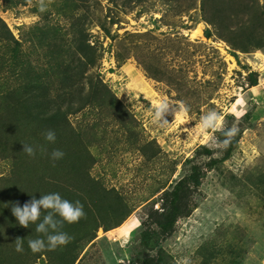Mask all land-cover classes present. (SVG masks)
<instances>
[{
  "label": "rangeland",
  "instance_id": "374dc122",
  "mask_svg": "<svg viewBox=\"0 0 264 264\" xmlns=\"http://www.w3.org/2000/svg\"><path fill=\"white\" fill-rule=\"evenodd\" d=\"M161 99L163 127L150 111ZM210 110L220 125L199 134ZM196 165L171 230L143 246L141 231L174 217L173 187ZM50 192L86 216L63 225L69 244L32 253L41 234L11 209ZM149 256L264 264V0H0V264Z\"/></svg>",
  "mask_w": 264,
  "mask_h": 264
},
{
  "label": "clouds",
  "instance_id": "9594fccd",
  "mask_svg": "<svg viewBox=\"0 0 264 264\" xmlns=\"http://www.w3.org/2000/svg\"><path fill=\"white\" fill-rule=\"evenodd\" d=\"M167 100L161 99L156 103L151 111L153 123H159L161 127L167 123V120L162 119L164 114L169 110ZM189 107L186 104L181 105V113L187 115ZM221 117L215 110H210L200 117L199 134H207L209 130H215L220 125ZM237 129H229L225 135L232 137L236 134ZM44 138L50 143L56 142V132L48 129L44 133ZM227 146L228 139L223 141ZM23 152L28 156H35L36 149L31 144H23ZM65 153L61 149H54L51 152V158L58 160L63 158ZM12 214L16 218L17 223L29 228L30 225H35V231L40 236L27 241L28 247L32 253H42L45 250L52 251L58 247L66 246L73 239L67 232L63 231L65 223H76L86 216L83 204L79 201H70L61 196L59 192H50L40 195L37 199L33 196L29 201H26L22 206L18 203L12 209ZM15 251H24V239L17 237L15 239ZM182 264H191L190 259L183 258Z\"/></svg>",
  "mask_w": 264,
  "mask_h": 264
},
{
  "label": "trees",
  "instance_id": "16d2710c",
  "mask_svg": "<svg viewBox=\"0 0 264 264\" xmlns=\"http://www.w3.org/2000/svg\"><path fill=\"white\" fill-rule=\"evenodd\" d=\"M232 146H233V141H231L229 145L227 146L226 148L227 153H229ZM199 178H200V168L199 166L196 165L191 168L189 174L186 177L181 178L175 183L173 190L171 192V198L169 200V208L173 212V215H174V217L172 218L173 220L171 218L170 219L164 218L163 220L157 223V226H158L157 228L149 227L141 231L140 242L142 243L143 246L150 248V249L154 248L159 237L163 236L164 234L168 233L171 230L174 224L173 223L174 219H176L177 215L180 212L179 207L177 205V199H178L179 191L181 187L183 186V184L187 183L188 181H191L193 184H198ZM149 257L143 259V264H158V262L157 263L153 262L152 257L150 258Z\"/></svg>",
  "mask_w": 264,
  "mask_h": 264
},
{
  "label": "bare ground",
  "instance_id": "6f19581e",
  "mask_svg": "<svg viewBox=\"0 0 264 264\" xmlns=\"http://www.w3.org/2000/svg\"><path fill=\"white\" fill-rule=\"evenodd\" d=\"M199 33H200L199 28H196V29L192 32L191 37H196V35H198Z\"/></svg>",
  "mask_w": 264,
  "mask_h": 264
}]
</instances>
